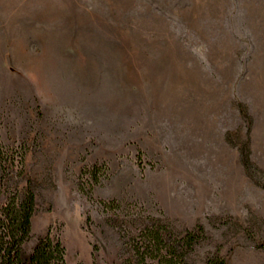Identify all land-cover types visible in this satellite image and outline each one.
Wrapping results in <instances>:
<instances>
[{"label":"rangeland","instance_id":"374dc122","mask_svg":"<svg viewBox=\"0 0 264 264\" xmlns=\"http://www.w3.org/2000/svg\"><path fill=\"white\" fill-rule=\"evenodd\" d=\"M27 188L26 256L120 264L159 219L264 264V0H0V204Z\"/></svg>","mask_w":264,"mask_h":264},{"label":"trees","instance_id":"16d2710c","mask_svg":"<svg viewBox=\"0 0 264 264\" xmlns=\"http://www.w3.org/2000/svg\"><path fill=\"white\" fill-rule=\"evenodd\" d=\"M246 163L251 166L249 157ZM35 211L36 196L32 188L23 193L10 191L6 201L0 204V264H70L61 239L50 233L24 255L23 245L31 237ZM204 238L202 225L175 233L159 219H153L130 238L131 254L120 264H191L188 255ZM207 264L227 263L215 253L207 258Z\"/></svg>","mask_w":264,"mask_h":264}]
</instances>
